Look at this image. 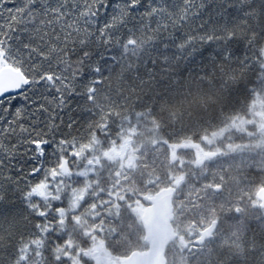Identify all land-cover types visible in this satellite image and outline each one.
Returning a JSON list of instances; mask_svg holds the SVG:
<instances>
[{
    "label": "snow or ice",
    "instance_id": "6c2138e0",
    "mask_svg": "<svg viewBox=\"0 0 264 264\" xmlns=\"http://www.w3.org/2000/svg\"><path fill=\"white\" fill-rule=\"evenodd\" d=\"M187 81L264 95V0H0V264H82L62 175L81 133ZM211 223L192 264H264V203L241 193Z\"/></svg>",
    "mask_w": 264,
    "mask_h": 264
},
{
    "label": "trees",
    "instance_id": "16d2710c",
    "mask_svg": "<svg viewBox=\"0 0 264 264\" xmlns=\"http://www.w3.org/2000/svg\"><path fill=\"white\" fill-rule=\"evenodd\" d=\"M100 103L107 101L102 98ZM234 106H237L236 97L222 93L214 83L187 81L163 99L154 100L148 108L129 103L120 116L113 112L111 119L102 121L107 127L92 125L91 134L88 130L82 132L81 138L86 143L78 149L75 163L69 159V164L79 171L70 173L65 165L62 172L66 183L71 182L66 189L69 215L78 217V223L70 222L69 228L76 247H82L87 254L90 239L86 236L99 222L108 226L110 233L123 236L122 257L146 250L144 229L133 205L165 188H177L173 225L188 240L193 235L190 231L197 235L210 226L241 193L245 197L251 194L257 201L260 188L255 182L264 179L260 176L264 172V95L258 96L250 106H237L239 111L229 116ZM250 121L259 124L249 125L245 132L237 131L241 124ZM247 132L254 134L248 137ZM219 134H224L223 139L209 145ZM260 143L262 148L257 146ZM126 147L133 151L135 165L119 183L118 155ZM241 147L243 154L247 153L243 158L238 153ZM107 153L114 155L113 160L105 158ZM199 154L206 155L201 163ZM90 164H94L96 178L80 175L92 168ZM216 185L221 186L219 193L215 192ZM89 187L94 194L104 193L103 200L117 201L103 211L94 208L90 193L86 204L76 212L75 192ZM120 243L111 246L115 248ZM180 244L176 241L169 246L168 264H192V256Z\"/></svg>",
    "mask_w": 264,
    "mask_h": 264
},
{
    "label": "water",
    "instance_id": "95a60500",
    "mask_svg": "<svg viewBox=\"0 0 264 264\" xmlns=\"http://www.w3.org/2000/svg\"><path fill=\"white\" fill-rule=\"evenodd\" d=\"M215 192L219 193L220 188L218 190L215 188ZM176 193L175 187L165 188L148 199L149 205L141 217L144 241L148 248L144 251H134L129 256L121 258L119 264H168L167 249L178 238L173 226ZM257 197L260 203H264V188L259 190ZM210 227L218 226L211 224Z\"/></svg>",
    "mask_w": 264,
    "mask_h": 264
},
{
    "label": "flooded vegetation",
    "instance_id": "af4514ba",
    "mask_svg": "<svg viewBox=\"0 0 264 264\" xmlns=\"http://www.w3.org/2000/svg\"><path fill=\"white\" fill-rule=\"evenodd\" d=\"M244 154H247V153H244ZM129 155H130V159H131V161H129V163L126 160L120 158L122 156H123V158H125L126 156H129ZM132 156H134L133 151L131 150V148H127V147L123 148V150H121L119 155H118L119 161L121 162L119 169H118V172L116 173V176L118 178L117 181L119 183H121L125 179L124 178L125 174L127 172H129L130 170H132L133 166L135 165V158L132 159ZM82 172H84V171H82ZM87 176L92 177V178L97 177V171L95 170V167H92L91 169H89V173ZM260 189H262V188H260ZM81 191H83L85 193V195L78 199V203H79V205H81L79 210H81V207L86 204V200L90 196V193L91 194L93 193L92 187H89L87 190L85 189V190H81ZM103 195H104V193H102L100 195L93 193L92 203L95 206L94 208L97 207V209H101V210L105 211V209L108 206L112 205L117 200H115L114 198H112L110 200H103L104 199ZM153 196L154 195L148 196L142 200V203H143V201L145 202V204L143 203V210H145L147 208V206L149 205L148 199L150 197H153ZM256 198H257V195H256ZM119 201L121 203L123 201V198L120 199ZM73 202H74V197H73ZM257 202L260 203L258 198H257ZM79 210H76V212ZM139 219H141V217ZM196 236L197 235H195V234L191 235L190 240L186 239L184 236H179L177 241H180L181 242L180 246L182 248H184L185 250H187V249L191 248L190 242ZM86 237L90 239V243L88 245L90 248L87 251H85V253H87L86 255L83 252L81 253L80 259L82 261V264H84V263L98 264L100 262L99 260L102 258L111 259L112 264H119V261L121 258L127 257V256H124V257L121 256L123 254V249H124V246L122 243V241L124 239L123 236L120 234L118 235V234L110 233L109 227L106 225L105 226L103 224L94 225L91 232ZM114 242H121V243L118 245L116 244L115 245L116 247L112 248L111 243H114Z\"/></svg>",
    "mask_w": 264,
    "mask_h": 264
},
{
    "label": "rangeland",
    "instance_id": "374dc122",
    "mask_svg": "<svg viewBox=\"0 0 264 264\" xmlns=\"http://www.w3.org/2000/svg\"><path fill=\"white\" fill-rule=\"evenodd\" d=\"M255 124H259V123H255V122H253V121H250L248 124H245V125H243V124H241L238 128H237V131L238 132H245V131H248V130H246L245 128L247 127H249V125H255ZM226 132V131H225ZM227 133V132H226ZM246 135L248 136V137H250L249 135L250 134H248V132L246 133ZM256 135V134H255ZM263 135H264V131H263ZM223 137H224V134H219L217 137H215L214 138V140H211L210 142H209V145H211V146H213V145H215V143L217 142V141H219V140H222L223 139ZM259 148H262V145H261V143H260V146L259 145H257ZM228 150H229V148H228ZM231 152H234V151H231ZM243 148L241 147V148H239L238 149V153H239V157H241V158H243V156H244V154H243ZM214 154L213 155H216L217 154V152H213ZM199 158H200V160H199V163H201L202 161H203V159H206V155H204V156H202V155H200L199 154ZM113 157H114V155H112V153H107L106 155H105V158H107V159H109V160H113ZM121 159H124V160H126L128 163H129V161H131V159H130V155L129 156H126L125 158H123V156L122 157H120ZM98 162V161H97ZM88 173H89V169H87L86 171H84V172H82L80 175L81 176H84V177H86L87 175H88ZM85 195V193L83 192V191H77V192H75V194H74V202H73V208H74V210H79L80 209V206L81 205H79V203H78V199L80 198V197H83ZM133 208H134V212L138 215V217L140 218L141 216H142V213H143V203H142V201L141 200H137L136 202H135V204L133 205ZM190 234H193L194 235V233L192 232V231H190L189 232ZM99 260V259H98ZM100 262L98 263V264H112V260L111 259H108V258H102V259H100L99 260Z\"/></svg>",
    "mask_w": 264,
    "mask_h": 264
}]
</instances>
